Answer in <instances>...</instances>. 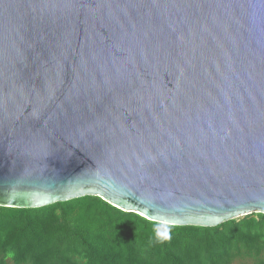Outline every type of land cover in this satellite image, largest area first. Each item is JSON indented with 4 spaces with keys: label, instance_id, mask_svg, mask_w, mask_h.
<instances>
[{
    "label": "water",
    "instance_id": "water-1",
    "mask_svg": "<svg viewBox=\"0 0 264 264\" xmlns=\"http://www.w3.org/2000/svg\"><path fill=\"white\" fill-rule=\"evenodd\" d=\"M87 196L264 215V0H0V207Z\"/></svg>",
    "mask_w": 264,
    "mask_h": 264
},
{
    "label": "trees",
    "instance_id": "trees-1",
    "mask_svg": "<svg viewBox=\"0 0 264 264\" xmlns=\"http://www.w3.org/2000/svg\"><path fill=\"white\" fill-rule=\"evenodd\" d=\"M264 264V215L175 227L97 197L0 207V264Z\"/></svg>",
    "mask_w": 264,
    "mask_h": 264
},
{
    "label": "rangeland",
    "instance_id": "rangeland-1",
    "mask_svg": "<svg viewBox=\"0 0 264 264\" xmlns=\"http://www.w3.org/2000/svg\"><path fill=\"white\" fill-rule=\"evenodd\" d=\"M234 264H247V262H235Z\"/></svg>",
    "mask_w": 264,
    "mask_h": 264
}]
</instances>
